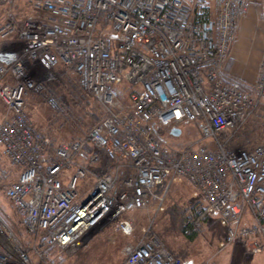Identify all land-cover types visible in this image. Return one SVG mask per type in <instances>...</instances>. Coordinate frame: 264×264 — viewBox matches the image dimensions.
Masks as SVG:
<instances>
[{
	"label": "built area",
	"instance_id": "built-area-1",
	"mask_svg": "<svg viewBox=\"0 0 264 264\" xmlns=\"http://www.w3.org/2000/svg\"><path fill=\"white\" fill-rule=\"evenodd\" d=\"M253 3L264 18V0H27L30 16L7 12L0 41L12 47L0 49V156L17 174L3 194L26 239L0 217V264H56L54 250H73L107 226L130 236L131 212L160 210L181 178L198 192L184 234L210 213L225 226V244L240 239L261 249L264 144L233 148L232 141L264 100V49L251 86L224 68ZM59 68L103 113L81 138L53 143L27 102L44 95L51 110L64 112L46 93ZM185 123L197 135L181 143ZM123 254V264H185L149 225Z\"/></svg>",
	"mask_w": 264,
	"mask_h": 264
},
{
	"label": "rangeland",
	"instance_id": "rangeland-1",
	"mask_svg": "<svg viewBox=\"0 0 264 264\" xmlns=\"http://www.w3.org/2000/svg\"><path fill=\"white\" fill-rule=\"evenodd\" d=\"M29 9L27 0H14L12 5L0 3V24L6 18L7 12L11 11L13 16L19 20L31 15ZM250 10L256 12L251 23L259 29V32H264V18L261 16L260 6L253 3ZM240 22L241 20L239 25ZM245 34H238L234 46L237 54L238 50L242 51L243 48L245 53L249 50L250 55L253 46L248 45V40H246L248 37L245 38ZM10 46L8 43L0 41V49L10 48ZM55 74V79L48 81L46 93H53L57 97L64 112L59 113L51 110L45 104L44 95L29 99L27 111L35 126L53 143H58L83 135L101 116L103 110L96 106L95 101L89 95L80 90L76 76L71 71L59 68ZM243 84L252 85L246 82ZM1 112H3V107L0 104ZM192 126L190 123L183 124L182 130H187L180 139L181 143L197 135L196 129ZM227 134L228 132L223 136ZM262 143L264 144V100L260 102L252 117L247 120L243 131L238 133L235 138L233 137L232 146L233 148H247L252 144ZM16 174L17 171L0 156V217L9 232L22 240L26 239L25 232L18 222L13 207L3 195L4 187L15 179ZM195 195L198 197V192L183 178L175 180L170 185L160 210L158 209L156 212L151 209L149 211L133 210L131 212L136 221L132 235H124L114 227L107 226L102 230L92 231L81 245L73 250H54L49 254V260L56 264H123L124 245L139 237L142 228L149 225L171 253L177 254L179 251L186 255V258L181 257L185 264L200 262L204 259L207 249L216 247L221 242L225 226L216 215L209 213L207 218L202 221L200 231L196 236L188 238L183 233V218L186 210L197 201Z\"/></svg>",
	"mask_w": 264,
	"mask_h": 264
},
{
	"label": "crops",
	"instance_id": "crops-1",
	"mask_svg": "<svg viewBox=\"0 0 264 264\" xmlns=\"http://www.w3.org/2000/svg\"><path fill=\"white\" fill-rule=\"evenodd\" d=\"M249 9L240 19L239 29L237 30L235 40L230 49L229 58L224 68L231 77L242 82L253 84L260 70V58L264 49V32H259V29L255 28L251 23L256 12L253 10L249 11ZM244 33H246L245 38L248 37V39L246 38V40H248V45L250 44L251 47L253 46L250 55L249 50L245 53L243 48L242 51L241 49L238 50L237 54L236 47L234 46L238 34L242 35ZM2 113L3 112L0 113V117ZM198 231H200V229L196 231V235ZM225 234L226 229L224 228L223 236L220 239L221 242L219 244L217 243L218 245L216 247L207 249L204 259L195 264H264V236L257 235V240L261 243L262 247L259 251L254 252L249 250L246 243L240 239L225 244ZM175 255L180 258H186V255L179 251Z\"/></svg>",
	"mask_w": 264,
	"mask_h": 264
},
{
	"label": "trees",
	"instance_id": "trees-1",
	"mask_svg": "<svg viewBox=\"0 0 264 264\" xmlns=\"http://www.w3.org/2000/svg\"><path fill=\"white\" fill-rule=\"evenodd\" d=\"M232 79H233L234 81H236L238 84L244 86V84H243L242 81H239V80H237V79H235V78H233V77H232ZM87 95H88V94H87ZM89 97H90V96H89ZM90 98H91V97H90ZM91 99H92V98H91ZM92 100H93V99H92ZM95 104H96V106H97L98 108L100 107L96 102H95ZM100 108H101V107H100ZM101 109H102V108H101ZM102 113H103V112H102ZM101 115H102V114H101ZM94 123H95V122H94ZM94 123H93V124H94ZM93 124H92V125H93ZM92 125H91V126H92ZM86 131H87V130H86ZM85 133H86V132H85ZM85 133H84V134H85ZM84 134H83V135H84ZM83 135L78 136V137H75V138H73V139L81 138ZM71 140H72V139H71ZM183 222H184V218H183ZM183 222H182V228H183ZM182 231H183V230H182ZM185 235H186L188 238H192V237H194V236L196 235V231H195V230H191L190 233H186Z\"/></svg>",
	"mask_w": 264,
	"mask_h": 264
},
{
	"label": "water",
	"instance_id": "water-1",
	"mask_svg": "<svg viewBox=\"0 0 264 264\" xmlns=\"http://www.w3.org/2000/svg\"><path fill=\"white\" fill-rule=\"evenodd\" d=\"M171 132H172L173 135H179L180 131H179V129H172Z\"/></svg>",
	"mask_w": 264,
	"mask_h": 264
}]
</instances>
